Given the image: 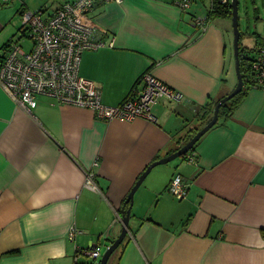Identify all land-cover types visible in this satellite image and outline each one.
Masks as SVG:
<instances>
[{
    "label": "crops",
    "instance_id": "crops-1",
    "mask_svg": "<svg viewBox=\"0 0 264 264\" xmlns=\"http://www.w3.org/2000/svg\"><path fill=\"white\" fill-rule=\"evenodd\" d=\"M68 1L0 0V59L15 36H27L22 12H53ZM202 1L182 9L176 0H96L84 20L103 45L82 52L79 73L100 87L105 104H119L146 71L182 94L178 103L154 104L155 121L102 120L43 94L26 109L0 86V264L89 262L80 250L92 245L102 253L121 232L139 175L182 146L201 106L234 88L231 19L194 25L210 8ZM245 39L251 56L263 46ZM242 88L231 116L197 140L192 161L146 175L107 264H264V89ZM86 171L98 190L85 185ZM176 174L187 183L182 199L167 190Z\"/></svg>",
    "mask_w": 264,
    "mask_h": 264
},
{
    "label": "built area",
    "instance_id": "built-area-1",
    "mask_svg": "<svg viewBox=\"0 0 264 264\" xmlns=\"http://www.w3.org/2000/svg\"><path fill=\"white\" fill-rule=\"evenodd\" d=\"M96 0H74L62 3L56 10L25 11L22 23L31 39L28 50L12 43L0 59V86L21 106L30 109L36 105L38 94L52 97L60 104H72L90 108L102 120H133L145 118L155 121L151 112L154 104L165 99L175 104L182 94L171 88L151 72H144L128 95L116 105L102 101L97 84L79 73L81 54L87 49L103 45L95 28L84 23ZM117 2L122 0H103ZM226 1V0H223ZM182 9L189 7L190 0H176ZM206 16H193L192 22L199 28L207 23ZM250 87L264 89V45L256 48L248 70ZM187 160L192 161L190 155ZM94 172L86 171L85 185L98 190ZM167 190L176 198L186 196L187 183L176 174ZM77 229L72 227L68 236L73 239ZM90 261L80 262L77 256L73 264H99L102 253L96 245L80 250Z\"/></svg>",
    "mask_w": 264,
    "mask_h": 264
},
{
    "label": "water",
    "instance_id": "water-1",
    "mask_svg": "<svg viewBox=\"0 0 264 264\" xmlns=\"http://www.w3.org/2000/svg\"><path fill=\"white\" fill-rule=\"evenodd\" d=\"M231 6H232V27H233V34H234V55H235V66H236V76H237V83L234 86V88L225 96L220 98L217 103L215 104L212 118L203 126L201 127L184 145L179 147L177 150L171 152L170 154L159 158L157 160H154L151 162L145 170L139 175L138 179L134 183V185L131 187L129 193L127 194L124 204H128L127 208L122 207V228L121 232L118 235V237L113 240L102 252L101 258L99 260V264H107L108 260L111 256V254L114 252V250L120 245V243L123 241L125 235L127 234V227H128V221L131 214V206L133 202V195L135 191L138 189L146 175L150 172V170L159 164L167 163L173 159H175L178 156L184 155L187 153L197 142V140L206 132L208 131L216 122L218 119V111L220 106L227 100H229L231 97L236 95L243 86V77L240 71V56H239V42H240V29H239V18H238V0H230Z\"/></svg>",
    "mask_w": 264,
    "mask_h": 264
},
{
    "label": "trees",
    "instance_id": "trees-1",
    "mask_svg": "<svg viewBox=\"0 0 264 264\" xmlns=\"http://www.w3.org/2000/svg\"><path fill=\"white\" fill-rule=\"evenodd\" d=\"M254 12H256V9L254 10ZM216 17H225L229 19L232 18V6H231L230 0H226V1L211 0V5L206 14V18L209 20V19L216 18ZM241 35L242 34L240 33V38H241ZM255 38L259 41V44L263 43L264 45V40L260 39V36L258 34L255 35ZM254 49L255 48H253V50ZM250 52H252V49H249V52L246 51L245 54H242V50L239 48L240 71L243 77V84L244 85L249 84V86H250V78H249L248 70L250 66V59L252 57L250 55ZM244 93H245L244 88H242L236 95L231 97L229 100L225 101L220 106L219 111H218L217 122L213 126L224 123L231 116L233 111L236 109V107L239 105L240 101L242 100ZM217 101L218 100L209 101L204 106L200 107L199 109L200 115L198 117L199 124L190 128L188 132L182 137V145H184L199 130V127H202L205 123H207L212 118L213 110H214V107ZM195 145L196 143L187 153L182 155V158L187 159L191 155V153H193ZM177 149L178 148H176L175 150ZM125 206L127 207V204H125Z\"/></svg>",
    "mask_w": 264,
    "mask_h": 264
},
{
    "label": "rangeland",
    "instance_id": "rangeland-1",
    "mask_svg": "<svg viewBox=\"0 0 264 264\" xmlns=\"http://www.w3.org/2000/svg\"><path fill=\"white\" fill-rule=\"evenodd\" d=\"M195 3L202 4L203 1L195 0ZM255 9L256 12H254ZM246 13L249 14L247 17ZM238 18L240 32L245 34V36H242V44L240 45L242 54H245V52L248 51L245 50L246 48L243 46V42L246 40L245 38H248L249 41L253 43L255 37L253 34L254 32L264 34V0H238ZM14 41L26 50H28L31 46V39L25 35L15 36ZM181 158L182 155L176 157L171 162H179Z\"/></svg>",
    "mask_w": 264,
    "mask_h": 264
}]
</instances>
